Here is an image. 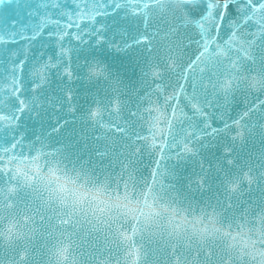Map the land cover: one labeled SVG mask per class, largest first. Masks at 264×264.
Returning <instances> with one entry per match:
<instances>
[{
	"label": "snow or ice",
	"instance_id": "1",
	"mask_svg": "<svg viewBox=\"0 0 264 264\" xmlns=\"http://www.w3.org/2000/svg\"><path fill=\"white\" fill-rule=\"evenodd\" d=\"M0 264H264V0H0Z\"/></svg>",
	"mask_w": 264,
	"mask_h": 264
}]
</instances>
